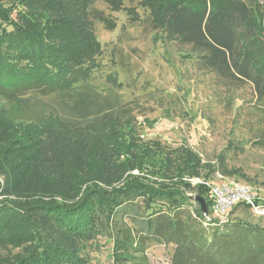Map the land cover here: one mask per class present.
<instances>
[{
	"label": "rangeland",
	"instance_id": "rangeland-1",
	"mask_svg": "<svg viewBox=\"0 0 264 264\" xmlns=\"http://www.w3.org/2000/svg\"><path fill=\"white\" fill-rule=\"evenodd\" d=\"M152 1L121 0L113 6L98 1L86 10L89 30L100 44L87 83L94 98L111 107L112 119L101 127L63 123L61 113L69 111L59 97L32 96L27 108L0 98V202L72 204L90 188L109 196L131 183L130 177L146 179L156 189L169 185L165 175L132 167L130 156L142 146L152 152L157 147L173 159L185 151L189 166H196L193 178L184 179L191 184L187 195L192 199L200 190L210 201L215 188L237 184L251 190L264 210V101L256 99L251 84L218 76L191 46L167 37ZM250 1L264 5V0ZM260 24L264 40V20ZM65 100L71 104L69 97ZM123 137L133 141L130 155L117 146L116 139ZM134 203L122 223L136 228L130 216L140 215L143 205L140 199ZM237 204L220 224L243 222L264 229V215ZM48 214L30 209L23 214L28 219H16L11 239L0 242V263L12 264L32 247L25 239L16 241L28 224L60 237L45 223ZM206 216L217 220L213 213ZM116 238L115 230L95 236L83 244L80 257L86 264H115ZM143 247L146 264H170L173 245L146 240Z\"/></svg>",
	"mask_w": 264,
	"mask_h": 264
},
{
	"label": "trees",
	"instance_id": "trees-1",
	"mask_svg": "<svg viewBox=\"0 0 264 264\" xmlns=\"http://www.w3.org/2000/svg\"><path fill=\"white\" fill-rule=\"evenodd\" d=\"M98 1L112 6L121 2L0 0V98L17 100L27 108L32 96H55L69 111L61 113L65 124L97 129L110 121V104L97 101L96 92L87 83L96 67L94 59L100 53V44L89 30L86 10ZM150 6L167 37L191 46L201 54L204 66L218 76L251 84L256 99L264 101V63L259 62L264 51L260 24L264 5L250 0H153ZM68 97L71 104L65 100ZM123 139H116L117 146L123 153L132 154L133 141ZM140 148L130 156L132 167L165 175L169 185L159 184L160 189H156L146 179L142 183L130 177L131 183L112 190L109 196L90 188L72 204L22 206L20 202H0V242L11 239L16 219H28L23 214L30 209L51 213L45 223L60 234L54 239L40 227L28 224L27 232L19 234L23 238L16 241L25 239L32 247L12 264H86L80 257L83 244L114 230L115 264H146V240L173 245L170 264H264L262 227L207 221L197 202L192 208L194 198H202L209 215L212 202L200 190L193 199L187 195L191 184L184 179L193 178L196 166H189L183 149L173 159L157 147H153L154 152ZM136 199L141 200L143 212L130 216L136 228L127 227L122 220L132 211Z\"/></svg>",
	"mask_w": 264,
	"mask_h": 264
},
{
	"label": "built area",
	"instance_id": "built-area-1",
	"mask_svg": "<svg viewBox=\"0 0 264 264\" xmlns=\"http://www.w3.org/2000/svg\"><path fill=\"white\" fill-rule=\"evenodd\" d=\"M210 195L212 200V213L215 214L218 223L223 222L222 219L227 215L231 206L239 202L250 207L256 214L264 215V210L260 209L259 207L261 206L255 203L253 199L254 196L247 187L237 184H226L223 185L222 188H215L212 190ZM204 216L207 221L211 220V218L207 217L205 214Z\"/></svg>",
	"mask_w": 264,
	"mask_h": 264
},
{
	"label": "water",
	"instance_id": "water-1",
	"mask_svg": "<svg viewBox=\"0 0 264 264\" xmlns=\"http://www.w3.org/2000/svg\"><path fill=\"white\" fill-rule=\"evenodd\" d=\"M194 201L199 204L202 213L205 214V215H207L206 205H205L204 200L202 198L195 197L194 198ZM214 221L218 222V220H214Z\"/></svg>",
	"mask_w": 264,
	"mask_h": 264
}]
</instances>
